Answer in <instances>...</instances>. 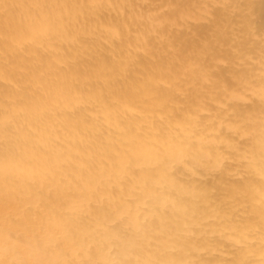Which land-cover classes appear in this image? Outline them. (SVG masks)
I'll list each match as a JSON object with an SVG mask.
<instances>
[{"label": "bare ground", "instance_id": "6f19581e", "mask_svg": "<svg viewBox=\"0 0 264 264\" xmlns=\"http://www.w3.org/2000/svg\"><path fill=\"white\" fill-rule=\"evenodd\" d=\"M0 264H264V0H0Z\"/></svg>", "mask_w": 264, "mask_h": 264}]
</instances>
